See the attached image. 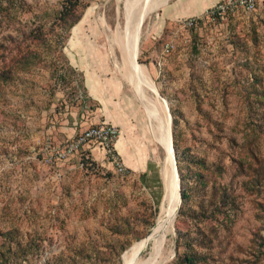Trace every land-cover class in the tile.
I'll return each mask as SVG.
<instances>
[{"label":"rangeland","instance_id":"rangeland-1","mask_svg":"<svg viewBox=\"0 0 264 264\" xmlns=\"http://www.w3.org/2000/svg\"><path fill=\"white\" fill-rule=\"evenodd\" d=\"M62 1L0 0V233L17 230L20 253L36 247L4 264H123L147 238L178 182L148 106L170 129L187 199L133 264H264V0L223 20L207 15L219 0H154L131 39L135 80L124 39L145 0H86L66 32ZM103 110L127 124V155L92 144L59 159Z\"/></svg>","mask_w":264,"mask_h":264},{"label":"bare ground","instance_id":"bare-ground-1","mask_svg":"<svg viewBox=\"0 0 264 264\" xmlns=\"http://www.w3.org/2000/svg\"><path fill=\"white\" fill-rule=\"evenodd\" d=\"M153 1L154 0H145L142 3V5H141L139 11L137 12L136 16L134 17L133 22H132V24H131L128 32H127V35L124 39V44H125V47L127 50V63H128V66L130 68V71L132 73L134 80H135V72H134L135 57H134L133 52H132L131 39H132L133 32H134L135 27H136V23L141 20V18L143 17L144 14H146V12L149 10L151 3ZM137 28H138V26H137ZM139 92L141 95L140 99L142 100V102H145L146 99H145L143 92L142 91H139ZM146 109H147V113H148L151 121H155L156 124L160 125L162 128L163 137H161L156 132V130H153V132H154V135L160 140L159 142H161L163 147L165 148V150L168 154V158L170 160V163L172 164V167L175 168V172H176V167L173 166L174 165V153H173V149H172V143H171L172 140H171L170 129H169L168 125L163 126L162 123H160L158 121V119H156L152 115L151 106H148V108H146ZM176 176H177V179H179L177 172H176ZM178 189H179V180L171 188L165 189L164 194L161 196L162 201H160V205H161L160 216L157 220L155 228H153L151 230L150 234L147 236L146 239H144V240L136 243L135 245H133V248L130 249L128 251L127 255L125 256L123 264H133L134 260L136 259L135 256L137 253L142 254V252H146L148 254L149 258H151L157 252V249H158V246L160 245V243L163 242V240L167 236L170 235L172 229L174 228L177 213L179 211L178 208L180 205V196H179Z\"/></svg>","mask_w":264,"mask_h":264},{"label":"built area","instance_id":"built-area-1","mask_svg":"<svg viewBox=\"0 0 264 264\" xmlns=\"http://www.w3.org/2000/svg\"><path fill=\"white\" fill-rule=\"evenodd\" d=\"M260 0H219L213 8L208 12V16L212 19H225L228 15L236 13L251 14L256 11L257 4ZM188 25H193V21H189ZM186 24V25H187ZM173 49V43H166L163 48V54L167 55ZM119 136V130L112 124L101 122L97 125L87 127L83 131L76 134L73 139L68 141L63 149L56 152L57 157L67 160L80 153L81 150L92 144L100 147L107 155L111 154L112 146L115 145ZM122 172V169L119 168Z\"/></svg>","mask_w":264,"mask_h":264},{"label":"trees","instance_id":"trees-1","mask_svg":"<svg viewBox=\"0 0 264 264\" xmlns=\"http://www.w3.org/2000/svg\"><path fill=\"white\" fill-rule=\"evenodd\" d=\"M87 7L86 0H63L62 8L56 17V22H58V27L64 32L70 30L82 17L85 9ZM32 39L34 41H39L41 38L33 35ZM174 146L177 147L176 142H174ZM187 196L183 192L182 200H186ZM17 230L7 231L5 233H0L3 239V243L0 249V264H4L6 260H13V262H29L34 251L36 250L35 244L33 241H27L24 244V248L19 252L18 249L12 248V243L17 242L19 245V241L16 236ZM11 245V247H10ZM28 256V258H27ZM196 262L192 257H185L180 264H195Z\"/></svg>","mask_w":264,"mask_h":264},{"label":"crops","instance_id":"crops-1","mask_svg":"<svg viewBox=\"0 0 264 264\" xmlns=\"http://www.w3.org/2000/svg\"><path fill=\"white\" fill-rule=\"evenodd\" d=\"M83 77H84V83H85L84 86H85L86 91H87V95L86 96L87 97L89 96V98H91V100L98 101L99 100L98 99V95L96 94L95 88H94V85L96 84L95 77L89 76L87 74H84ZM99 104H100V102H99ZM110 113H111L110 111H104L101 114L105 115V118L107 120V121H104L105 123H109V124H112V125L115 124L114 125L115 127L118 126V127L121 128V130L119 131V136H118L117 141H116V142L120 141V148H117L116 145H115V148H116L117 152H120L119 154L121 156L122 155L126 156L128 149H127V147L124 144V139H125L124 136L125 137L127 136V124L124 121L121 122L120 120L117 123H115L114 120L111 118V116L106 115V114H110ZM109 120H112V121H109Z\"/></svg>","mask_w":264,"mask_h":264},{"label":"water","instance_id":"water-1","mask_svg":"<svg viewBox=\"0 0 264 264\" xmlns=\"http://www.w3.org/2000/svg\"><path fill=\"white\" fill-rule=\"evenodd\" d=\"M159 97H160V95H159V93L157 94ZM160 99H162L161 97H160ZM166 103V102H165ZM166 108H167V105H166ZM171 140H172V137H171ZM172 143V142H171ZM172 149H173V153H174V147H173V143H172ZM174 166L176 167V159H175V154H174ZM176 172H177V167H176ZM177 175H178V172H177ZM179 178V177H178ZM179 180V179H178ZM178 192H179V196H180V205H181V202H182V196H181V192H180V187H179V189H178ZM180 205H179V208H180ZM178 208V209H179Z\"/></svg>","mask_w":264,"mask_h":264}]
</instances>
